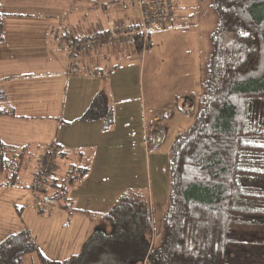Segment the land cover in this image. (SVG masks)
I'll list each match as a JSON object with an SVG mask.
<instances>
[{
  "label": "crops",
  "instance_id": "0c3cea01",
  "mask_svg": "<svg viewBox=\"0 0 264 264\" xmlns=\"http://www.w3.org/2000/svg\"><path fill=\"white\" fill-rule=\"evenodd\" d=\"M170 1L175 6L172 25L150 33L148 41L158 40L167 30L172 37L189 32L186 25L193 14L182 6L184 0ZM207 2L211 14L216 15L210 0ZM0 12V110L7 112L0 115V174L9 175L5 171L8 164L18 158L20 161L27 152L32 157L36 150L34 169L23 172L27 177L30 174L32 187L38 159L55 143L59 156L53 179L58 187L70 175L87 169L78 180L67 184L65 193L61 192L66 208L102 218L107 213L102 207H111L121 193L138 189L139 178L143 181L141 188L149 189L153 179L156 193L160 197L168 195V158L154 152L147 158V154L164 142L168 133L164 119L175 117L172 107L183 99L185 103L178 111L190 116L186 110L188 96L196 95L179 90L160 105L153 103L154 97L145 99L147 83L155 80L161 60L155 69L149 67L153 75L146 77L145 63L140 59L144 52L135 49L134 37L129 35L100 43L89 51L75 49L70 53L75 39L112 33L134 24L138 12L131 0H97L95 5L90 0H1ZM168 73L175 74L172 68ZM98 95L112 110L108 128L104 119H82ZM252 125L256 126L255 118ZM151 130L155 131L148 135ZM163 165L169 177L161 176ZM20 173L16 170L10 179H17ZM58 187L48 191L61 190Z\"/></svg>",
  "mask_w": 264,
  "mask_h": 264
},
{
  "label": "trees",
  "instance_id": "16d2710c",
  "mask_svg": "<svg viewBox=\"0 0 264 264\" xmlns=\"http://www.w3.org/2000/svg\"><path fill=\"white\" fill-rule=\"evenodd\" d=\"M210 2L218 25L210 36L203 90L198 98L188 96L193 122L186 132L176 135L170 149L169 194L161 237L156 239L147 198L128 190L102 217L110 232L97 229L79 253L51 262L30 232L21 230L0 243V264H22L24 255L31 253L38 264H264V241L244 243L231 231L234 216L264 218V211L235 208L246 200L264 202V196L247 194L238 183V177L256 174L239 169L241 153L264 154V146L243 142L264 141V130L256 132L248 126L250 122L254 127L253 105L264 106V0ZM2 19L0 12V41ZM226 34L233 39L227 42ZM139 38L135 36L133 42L140 52ZM6 114L0 110V115ZM100 118L106 128L112 124V110L102 95L94 98L82 117L87 121ZM85 172L87 169L70 175L60 187L52 179L44 191L38 192L36 183L32 189L51 200L46 197L49 188L58 187L57 192L65 193L67 184ZM121 240L125 246L122 253L115 254L114 245Z\"/></svg>",
  "mask_w": 264,
  "mask_h": 264
},
{
  "label": "rangeland",
  "instance_id": "374dc122",
  "mask_svg": "<svg viewBox=\"0 0 264 264\" xmlns=\"http://www.w3.org/2000/svg\"><path fill=\"white\" fill-rule=\"evenodd\" d=\"M182 4L193 14L186 25L189 32L178 33L176 34L178 36L172 37L173 33L167 30L158 40L157 38L150 39L146 44V50L140 56V59L143 58L145 63L146 77L149 75V78L150 75H153V72L148 70L149 67L154 66L155 69L157 61L161 60V65H157V69H155V80L149 81L147 88H145L146 81H144V88L146 89L144 97L145 99L154 97L153 103L155 105L167 101L179 90H188V92L195 94L196 98L203 90L200 79L205 76L210 53V34L217 28L215 25L218 24V18L211 14L212 12L207 8V0H184ZM224 39L229 42L233 39V35L226 34ZM149 52L150 54H148ZM162 66L164 69H161ZM170 68L175 73L174 75L171 74L173 78L168 73ZM173 81L174 83H172ZM184 103L185 101L180 99L178 104L172 107V110L175 111V117L171 120L164 119L165 125L168 127L165 140L158 147L150 148L147 158L150 157L151 152L156 153L157 156L165 157V159L166 157L169 158L176 135L188 130L193 122L192 116H185L182 111H178V108ZM251 112L252 118L256 120V126H254L255 128L252 127L249 122V128L256 132L264 130V106L254 104ZM243 142L264 146L263 140L246 139ZM36 156V150L32 157L28 152L24 153L20 161L18 158L16 163L6 166L5 171L9 175L0 174V183H2L0 189V243L10 234L28 230L42 255L51 262H60L68 259L72 254L79 253L84 243L97 229L101 228L109 233L111 227L102 218L94 217L87 212L82 215L81 212L64 207L61 192L49 190L46 197L50 196L51 200H45L44 195L33 191L32 187H29L31 184L30 174L27 177V173L23 172L34 169ZM18 169L21 171L19 177L11 180V174ZM239 169L256 173L253 176L238 177V183L243 191L250 195L264 196V154L242 152ZM168 174L163 165L161 176L169 177ZM12 182L13 185L10 184ZM142 182V179L139 178L138 189H134V191L140 192L147 198L152 224L156 230V239H159L163 233V216L167 207L165 202L168 195L160 197L156 193L158 190L155 189L153 179L151 180V187L146 189L150 192L141 188ZM164 189L166 191L168 189L166 184ZM110 208L102 207L104 212H108ZM235 208L264 211V202L246 200L235 204ZM233 221L231 231L244 243H248L252 239L264 241L263 217L234 216ZM124 246L122 240L118 241L114 245L113 252L115 254L122 253ZM22 264H38L36 255L34 253L24 255Z\"/></svg>",
  "mask_w": 264,
  "mask_h": 264
},
{
  "label": "built area",
  "instance_id": "2783aa9c",
  "mask_svg": "<svg viewBox=\"0 0 264 264\" xmlns=\"http://www.w3.org/2000/svg\"><path fill=\"white\" fill-rule=\"evenodd\" d=\"M90 2L94 5L97 4V0H90ZM131 6L136 8L138 12V18L134 24L122 27L112 33L75 39L72 43L70 53H73L75 49L89 51L100 43L113 42L124 35L140 37L141 51L144 52L150 33L169 27L173 23L175 6L170 0H131ZM129 39L133 40V38ZM58 156V146L52 143L38 159L35 174L36 189L38 192L44 191L48 183L53 179L55 163Z\"/></svg>",
  "mask_w": 264,
  "mask_h": 264
},
{
  "label": "water",
  "instance_id": "95a60500",
  "mask_svg": "<svg viewBox=\"0 0 264 264\" xmlns=\"http://www.w3.org/2000/svg\"><path fill=\"white\" fill-rule=\"evenodd\" d=\"M186 110L188 112H191V110H192V103L191 102L189 103V105H187Z\"/></svg>",
  "mask_w": 264,
  "mask_h": 264
}]
</instances>
